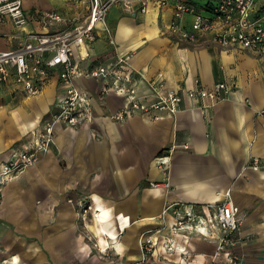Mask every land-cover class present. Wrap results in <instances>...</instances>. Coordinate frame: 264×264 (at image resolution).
Returning <instances> with one entry per match:
<instances>
[{
	"label": "crops",
	"instance_id": "crops-1",
	"mask_svg": "<svg viewBox=\"0 0 264 264\" xmlns=\"http://www.w3.org/2000/svg\"><path fill=\"white\" fill-rule=\"evenodd\" d=\"M23 6L29 14L57 11L65 21L44 26L32 18L21 29L7 21L0 25L2 51L86 13L84 0H23ZM171 17L160 0H134L131 9L114 4L106 16L114 44L99 28L87 57L76 51L78 67L124 57L136 94L149 101L155 91L211 89L219 82L229 83L227 96L214 104L186 97L176 114L136 113L118 122L110 115L126 96L104 93L109 80L78 75L75 84L91 95L95 120L77 128L57 122L37 162L2 185L0 264H208L219 227L204 206L227 189L243 217L236 250L243 264H264V117L258 113L264 65L240 46L169 34ZM63 92L56 77L35 96L0 92V170L15 150L32 146ZM176 206L194 212L198 228H177ZM142 234L159 239L146 260Z\"/></svg>",
	"mask_w": 264,
	"mask_h": 264
},
{
	"label": "built area",
	"instance_id": "built-area-1",
	"mask_svg": "<svg viewBox=\"0 0 264 264\" xmlns=\"http://www.w3.org/2000/svg\"><path fill=\"white\" fill-rule=\"evenodd\" d=\"M133 1L84 0L86 13L83 18L76 16L67 19V26L63 28L48 27L45 32H32L14 49L0 50V92L8 90L35 96L42 92L52 77H56L64 89L56 100V111L36 131L32 146L23 145L21 150H15L3 164L0 170V189L3 184L17 178L26 167L37 162L38 151L50 146L57 122L72 128L94 122L91 95L76 86L75 78L78 75L109 80L102 88L104 93L114 91L126 96V102L110 115L118 122L136 113L153 118H157L159 112L176 114L180 110L181 101L186 97L207 99L214 104L227 96L229 83L219 82L211 89L196 86L181 92L173 88L158 93L155 91L153 99L146 100L147 98L136 94L131 70L127 67L126 58L121 56H117L109 64L80 70L76 51L81 59L87 57V48L96 40L99 28L107 32L109 42L114 44L106 23L107 13L111 6L118 3L131 9ZM160 6L170 7L172 10V17L165 25L169 34L189 42H195L200 36H204L221 48L240 46L251 50L264 65V0H205L204 3L200 0H160ZM145 7L146 1L141 10H145ZM202 10L209 15H204ZM32 18L44 26L65 21L54 10H34L29 14L23 6V0H0V25L9 21L15 28L21 29ZM153 88L156 87L153 85ZM258 113L264 117V107ZM164 160L165 157H162L161 161ZM253 168H257L256 160L253 161ZM204 208L212 212L211 220L215 219L219 227L216 246L208 264H243L236 250L243 217L239 206L231 197L230 189L225 191L221 200L207 204ZM86 212L85 209L84 213ZM173 212L177 228H198L197 224L191 223L194 212H184L178 206L173 208ZM158 241V237L153 234H142V260L148 258L147 254L153 252ZM168 249L173 250L172 244Z\"/></svg>",
	"mask_w": 264,
	"mask_h": 264
},
{
	"label": "rangeland",
	"instance_id": "rangeland-1",
	"mask_svg": "<svg viewBox=\"0 0 264 264\" xmlns=\"http://www.w3.org/2000/svg\"><path fill=\"white\" fill-rule=\"evenodd\" d=\"M53 1V0H52ZM201 1V3H204L205 2V0H200ZM80 13V12H79ZM202 13L204 14V15H209V13L207 12V11H205V10H202ZM78 16H81V15H79L78 14ZM82 18H83V16H81Z\"/></svg>",
	"mask_w": 264,
	"mask_h": 264
}]
</instances>
